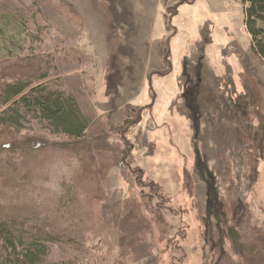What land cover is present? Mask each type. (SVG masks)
<instances>
[{
  "label": "rangeland",
  "instance_id": "rangeland-1",
  "mask_svg": "<svg viewBox=\"0 0 264 264\" xmlns=\"http://www.w3.org/2000/svg\"><path fill=\"white\" fill-rule=\"evenodd\" d=\"M235 2L0 0L1 87L95 121L0 131V203L74 239L50 263L264 264V57Z\"/></svg>",
  "mask_w": 264,
  "mask_h": 264
},
{
  "label": "trees",
  "instance_id": "trees-1",
  "mask_svg": "<svg viewBox=\"0 0 264 264\" xmlns=\"http://www.w3.org/2000/svg\"><path fill=\"white\" fill-rule=\"evenodd\" d=\"M246 2L249 30L257 52L264 57V0ZM35 77L27 76L3 87L0 84V131L12 128L22 131L25 121L35 115L51 121L59 133L78 140L88 138L95 128V121L80 99L50 87H34ZM39 223L34 216L10 213L0 203V264H70L50 263L49 259L55 242H71L74 239L68 237V232L55 233L42 229ZM231 234L239 242L243 241L244 236L238 227H233Z\"/></svg>",
  "mask_w": 264,
  "mask_h": 264
},
{
  "label": "crops",
  "instance_id": "crops-1",
  "mask_svg": "<svg viewBox=\"0 0 264 264\" xmlns=\"http://www.w3.org/2000/svg\"><path fill=\"white\" fill-rule=\"evenodd\" d=\"M247 1V0H246ZM245 0H244V2L247 4V2H246ZM231 2V1H230ZM231 7V6H230ZM247 10H248V5H247ZM246 10V11H247ZM247 17H248V14H247ZM247 25H248V18H247ZM248 28H249V26H248Z\"/></svg>",
  "mask_w": 264,
  "mask_h": 264
},
{
  "label": "built area",
  "instance_id": "built-area-1",
  "mask_svg": "<svg viewBox=\"0 0 264 264\" xmlns=\"http://www.w3.org/2000/svg\"><path fill=\"white\" fill-rule=\"evenodd\" d=\"M234 1H236L235 3H238L240 0H234Z\"/></svg>",
  "mask_w": 264,
  "mask_h": 264
}]
</instances>
